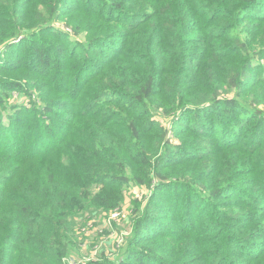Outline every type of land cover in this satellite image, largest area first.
<instances>
[{
    "label": "trees",
    "instance_id": "obj_1",
    "mask_svg": "<svg viewBox=\"0 0 264 264\" xmlns=\"http://www.w3.org/2000/svg\"><path fill=\"white\" fill-rule=\"evenodd\" d=\"M0 44L43 100L0 132V264H76L69 218L130 183L154 190L115 264H264V0H0Z\"/></svg>",
    "mask_w": 264,
    "mask_h": 264
},
{
    "label": "rangeland",
    "instance_id": "obj_2",
    "mask_svg": "<svg viewBox=\"0 0 264 264\" xmlns=\"http://www.w3.org/2000/svg\"><path fill=\"white\" fill-rule=\"evenodd\" d=\"M134 19V18H132ZM60 23L55 24L54 31H58L60 33H67L69 35V39L73 42L77 40H83V35H72V30L69 28H65L61 26L59 29ZM39 37H46L44 33L40 32L38 34ZM26 40L22 38H17L16 40L10 42L12 44V54L16 55H24L22 52L23 47H26L29 43H32V37L30 35L26 36ZM48 39V38H45ZM4 49V45L0 44V79L4 78L2 81H11L14 83L13 85L18 84V86H11L10 88H6V86H0V94H2L4 99V104L0 106V115L2 116V120L7 123L6 117L11 114L15 108L19 107H32L35 105H42L43 100L41 98V89L39 85L41 80H39L36 76L32 78H28L26 76H21L27 70L23 68L24 66L20 63L18 66H14L15 58L14 56H6L2 54ZM26 55V54H25ZM6 59V60H4ZM260 73V72H259ZM2 74V75H1ZM21 76L20 78H18ZM6 77H11L13 80H7ZM15 87V88H13ZM263 92L264 89L258 90L256 93ZM261 109L264 111V105H261ZM11 111V113H9ZM64 113H67L64 110ZM27 117L28 116H24ZM3 121V123H4ZM166 121V120H165ZM63 123L64 122H59ZM8 132H5V128H1L0 132L3 133L5 137V143L13 142L14 140L10 138V136L6 135L10 132L13 134L15 132H20L19 129L16 130L15 126H11L9 123ZM31 125H35L33 122ZM168 126V125H167ZM10 129V130H9ZM169 136L172 138V133ZM44 142L47 140L46 136L43 138ZM173 141L174 140L173 138ZM178 143V141H176ZM242 144H247L243 142ZM233 152L229 149H224L221 147L219 149L218 154H216V161L219 163L222 160L226 159L227 156H232ZM244 157L247 155L243 153ZM174 159L177 158L173 156ZM259 179H263L264 170L258 169ZM250 176L246 175L241 178L245 182L249 181ZM257 188L263 187L264 183L262 181L254 182ZM203 190L201 187H199ZM122 192L124 193V200L118 207L111 208L108 211H104L102 209L90 208L81 212H76L69 218L68 228L72 231L73 234V246L69 250V259L76 264H87L92 261L100 262L103 258H107L111 261V263H116L120 259H124L123 249L127 242L130 241L132 236L135 233L136 229V221H139V217L145 211L148 206V203L152 197V193L154 188H144L140 187L136 184L130 183L123 185L121 187ZM167 190L170 194V199L177 202V199H181V203L183 202L182 190L179 186L171 184V186L167 187ZM205 191V190H203ZM201 196L202 193H199ZM203 198H195L193 200L192 207L195 209L198 207V204L202 203ZM226 202H223L220 205V209H224L226 207ZM170 202H163L160 200L153 204L152 207H157L159 205H167L168 210L167 213L175 214L173 207H171ZM178 213V211H177ZM161 216H159L160 219ZM164 218V217H163ZM183 217H178L177 221L182 220ZM165 221H170L169 218H166Z\"/></svg>",
    "mask_w": 264,
    "mask_h": 264
}]
</instances>
